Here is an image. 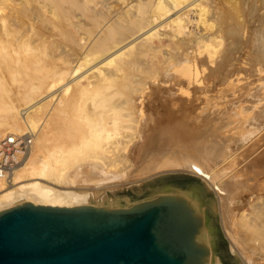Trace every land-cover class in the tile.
<instances>
[{
  "label": "bare ground",
  "instance_id": "bare-ground-1",
  "mask_svg": "<svg viewBox=\"0 0 264 264\" xmlns=\"http://www.w3.org/2000/svg\"><path fill=\"white\" fill-rule=\"evenodd\" d=\"M32 3L37 4L34 5L33 11L34 15L39 17V21L42 18L44 20L48 18L50 22L47 23L54 22L49 19L50 15L59 12L64 16L70 9L78 10L80 15L87 20V22L72 20L77 31L82 29L87 32L88 37L86 38L70 36L71 32L65 31L70 27L64 29L63 33L68 34L75 43V46L69 45L68 47L64 44L63 46L57 45V48L68 55L66 56L67 61L64 60L65 64H60L58 60L57 63L60 66L56 62L54 65L51 62L52 65L49 68L46 63V66L43 65L45 67L38 66L37 59V62L33 61L34 65L36 64L39 68L35 65L37 68L33 69L32 74L34 70L37 73L38 69L37 76L29 74L32 70L30 68L33 67H30L31 59L22 60V57L20 58L22 55L17 50H21L19 46L23 44L25 46L21 47L25 49L24 52L27 55L26 50L33 48L31 43V46L29 45V39L27 42L23 41L27 38L23 37L24 32L17 30V27L19 34L9 29L13 28V25L12 27L7 26L3 12V6L6 4L11 8H26ZM217 7L216 0H0V137L7 132H23L26 129L36 136L30 152L13 169L9 182L0 180V210L23 202L59 206L126 207L148 200L150 196L173 193L176 198L187 205L193 218L198 219L199 228L208 244V264H244L236 250L231 245L224 244L214 229L213 223L218 221V215L220 216L219 202L221 199L217 191L206 185L204 177L205 180L199 178L198 175L196 179H191L181 175L162 174L151 176L152 178L142 185L131 186L128 190L105 191L106 193L99 195L85 189L83 192H75L67 186L70 180H74L73 172L79 164L87 165L89 172L112 174L104 182L110 181L114 185L126 181L127 178L130 179L134 160L133 152L143 151L149 147L136 141L139 137L138 133L142 139L150 136L152 138L153 133L167 126L163 119L158 118L151 122L150 112L145 113L149 109L157 113L162 110L157 103L152 105L144 103L145 99L143 101L142 98L151 93L147 83L155 82L158 87H156L157 91L163 95L171 92L172 85L181 89L186 83H195L204 70L206 73V69H208L207 77L209 78L214 67L204 66L206 61L209 64L215 62L217 67L227 63L228 56L225 53L221 54L218 61L215 60L218 53L217 47L219 44L222 45L220 43L223 38L221 37L222 23H225L226 19V15L220 11L221 16ZM210 19L214 22H208ZM48 28L50 29L49 26ZM49 34L47 36H50ZM10 35L14 37L11 38ZM202 54L206 56L202 57ZM33 58L32 60L35 59ZM131 67L140 69L142 73H133L135 70L132 69V73H129L130 71L127 73L125 70ZM44 68L47 72H43ZM259 69H261L260 66ZM40 70L41 75H39ZM79 70H83L85 81L83 83L78 80L71 82L70 80H73L72 78ZM168 71H173L175 74L170 75ZM167 80L169 83L166 82ZM162 83L169 85L164 86ZM61 86L62 89L60 88L58 93L54 92L55 95L51 94L48 99H45L51 91ZM188 92L192 95L190 90ZM83 93L86 94L83 106L81 105L84 109L77 117L78 113L76 115L72 110L76 111L75 108L79 105L77 101ZM153 93L155 92L152 91ZM53 97L55 100L51 103L50 99ZM155 97L157 98V95ZM192 98L190 106L194 108L195 105L192 102L195 98ZM157 99L160 100L159 97ZM181 99L185 98H179ZM176 102L172 103L176 107V112L170 117L174 120L178 116L184 117L180 106L177 107L179 102ZM69 111L73 113V116L76 115L77 119H70ZM157 116L160 117L159 114ZM126 120H129V123H126ZM57 122L65 128L62 132L60 130L61 133L57 135V138L55 137L56 140L53 139L54 141L49 145L46 140L49 139L48 136L55 127L53 125ZM79 129H85V142L79 140ZM225 141L226 139L220 140L213 147H218L222 151ZM83 143L89 148L87 151L89 153L84 156ZM114 171L118 174L112 173ZM85 181L96 182L89 179ZM166 184L174 185L177 189H169L172 192L166 191L163 188ZM236 186V184L233 185L229 192L232 190L234 193ZM255 186L259 187V184ZM187 187L201 190L202 195L208 199L207 207L213 217L212 220L217 219L214 222L211 220L210 227L214 231L208 237L204 235L208 231L204 230L210 218L206 217L208 214L205 215L204 212L200 214L196 211L190 203L191 200L185 197L187 192L183 189ZM247 191L249 196L245 209L243 200L246 198ZM261 193L264 192L255 191L253 188L249 190L242 188L234 193L235 195L243 194L242 199L231 198V201L233 200L236 208L235 227L237 229H239L237 226L251 228L254 238L259 243L260 251L264 253V194ZM222 226L226 230L223 221Z\"/></svg>",
  "mask_w": 264,
  "mask_h": 264
},
{
  "label": "rangeland",
  "instance_id": "rangeland-1",
  "mask_svg": "<svg viewBox=\"0 0 264 264\" xmlns=\"http://www.w3.org/2000/svg\"><path fill=\"white\" fill-rule=\"evenodd\" d=\"M216 1L218 2V11L223 12V14L226 15V19L225 23H222L223 25L221 32L223 36L221 34V37L223 38L221 39L222 41L220 40V43L222 45L219 44L217 47L218 49L216 51L218 53L216 54L217 59L215 60L218 61L221 54L225 53L228 56V59L226 61L227 63H225V65L227 66L223 65L221 67H217L215 66V62L211 63V65L208 61H206V64L204 66L214 67V70L209 78L207 77L208 69H206V73L204 70V72H202L203 74L201 73L202 75L198 76L199 80L195 81V83H186L187 86L185 85V88L182 87L181 89L176 85H172L170 87V89H172L170 90L171 92H166L163 95H161L160 92L157 91L158 87L155 82L153 83L152 81L150 83H147L150 87L151 93L147 94V96L145 95L142 98L143 101L145 99L144 103L146 105L157 103L162 107V110L157 113L152 112V110L149 109L145 113L148 114L150 112L149 114L151 116L149 120L151 122H154L158 118L163 119L164 123L168 127L165 126L164 129H160L153 133L152 138L150 136L142 139L139 133V137L136 135L138 137H136L137 142H141L149 147H147V149L143 151L136 150V152H133L134 160L131 168V174L129 176L130 179L127 178L126 181L118 182L119 184L115 183L118 185L117 186L110 181L104 182V180H108L112 174L106 175L102 172H89L87 170V165L79 164L73 172L74 180H70L69 185L67 186H70V189L75 192H83L85 190H89L88 192L99 195L100 193L103 194L105 191L116 192L119 190H128V188H130L131 186L135 187L138 185H142L152 177L162 174L181 175L183 177L191 179H196L198 175V177L202 178V180L206 179V185H208L209 187L211 186V189L217 191L220 194V216L218 215V221H216L217 219L214 220L216 222L212 220L213 217L209 213V209L207 207L208 199L202 195L201 190H197L193 187H187L185 190L183 189V191L187 192L185 193V197L189 201L191 200L190 203L200 214H203V212L205 213V215L208 214L206 217L210 218V220L207 226L210 227L212 221L214 222V229L218 233V236L221 238L222 242L226 245H231L234 250H236L237 254L240 255L238 257H241L240 260H243L242 262L244 264H264V253L260 251L259 243L256 238H254L251 228L247 229L245 227L237 226L239 229L242 228L239 230L235 227L234 214L236 212V208L234 207L233 200L231 201V198L242 199V197L244 196L243 194H234L236 193V191L238 192L242 188H244V190L253 188L255 189V191L264 192V0ZM34 5L36 6L37 4L32 3L31 6L29 5L26 8H11L6 4L3 6V12L5 16L4 20H6L7 26L12 27L13 25V28L9 29H13V31L18 32V34L22 30L24 32L23 37L27 38H24L25 40L23 41L27 42V40L29 39V45L31 43L32 46H30L33 48H30L31 50L28 51L26 50V53H28L27 56L24 52L25 49L21 47L23 44H20L19 47L21 48V50H17H19L22 56L18 55V57L20 56V58L22 57V60L24 59L26 61L27 59H31L30 62L32 61L33 64L30 63V67H33L30 68V70H32L31 72L29 71V74H31L32 76H35L36 74L37 76L38 69L37 73H35L36 70H34V74H32L34 68H37L38 66L42 67L43 65H45V63L47 67L49 66L50 68L52 63L54 65V62L57 63L58 60L60 64H65V61H67L66 59L68 55H66V52H62L60 48H57V45L61 44V46H63L64 44L67 47L69 45L75 46V43L72 41V38L70 36H83L86 38L88 37V35L87 32L82 29L77 31L75 29V26L73 25V21L81 20L82 22H87V20L80 15V12L78 10L67 9L68 13L64 16L63 14L61 15L59 12H57V14L50 15L49 18L54 22L47 23L50 22L48 21V18H46L45 20L44 18H42L43 20L40 19V22L39 17L34 15ZM221 12L220 15L222 16ZM70 20H73L72 23ZM58 22H60L61 27H59L60 25H58ZM62 22H64L63 25ZM208 22H214V20L210 19ZM66 23L68 26L66 25ZM33 24L34 26H32ZM48 26L50 27V29L48 28ZM16 27L17 30H20V32L16 30ZM45 29L53 30L55 31V34L53 33V31L48 30L49 32L53 33V35L51 33L49 34V32ZM64 29H66L65 31H70L71 33H69L71 35L69 36L68 34H64ZM48 34L50 36H47ZM11 36L12 35H10V37ZM36 36L39 37L37 38ZM51 38H54V41ZM25 56H27V58ZM29 56L31 58H29ZM33 56L35 59L33 58ZM201 56L205 57L206 55L204 56L202 54ZM32 58L34 60H32ZM36 59L38 61V66L36 64L35 65L37 67H35L34 65L35 62H33L36 61ZM59 63H57V65ZM256 64H258L261 69H259V66ZM52 67L55 68L56 66ZM255 67L258 69H256ZM46 68H44L45 70H43V72H47ZM49 68L48 70H50ZM131 69L135 71L133 72ZM83 70H79L77 74L72 78L73 80L70 81L74 82L75 80H78V82L83 83L85 81L83 77L84 73L82 72ZM125 71L127 73L129 71V73H142L140 72V69L137 70L134 67H131L130 69L127 68ZM168 72L170 75L175 74L173 71ZM41 74L42 72L40 70L39 75ZM166 82L169 83L168 80ZM167 83H162V85H169ZM189 86H191V89L189 88ZM60 88L62 89V86L55 89L56 91H51L49 96L45 97V99H48L51 94L55 95L56 93H58L60 91ZM186 90H190L192 95H190V93ZM152 91L155 93L152 94ZM154 94L157 95V98L159 97L161 101H158ZM174 95L177 98L174 97ZM54 97L50 99L51 103L55 100ZM186 97L188 99L190 97L191 98L188 100ZM192 97L195 98V101L192 102L195 105L194 108H191L190 106V102L193 99ZM85 98L86 94L83 93L80 96L79 100L77 99V103L79 105H77V107L75 108L76 111L72 110L74 114L78 113V115L76 114L77 117L80 115L79 113L82 112V109H84V107L82 108V104ZM166 98H168L169 100ZM179 98L185 99L179 100ZM45 99L43 98L42 100L44 101ZM175 99H178L177 102ZM173 102H179L177 104V107L180 106L184 117L181 118V116H178L175 118V120L170 119L171 115L176 112V107L174 104H172ZM69 113L70 116L68 115V117L72 120H75L76 115L73 116V113L70 111ZM158 114L160 115V117L157 116ZM125 122L129 123V120H126ZM59 124L61 123L57 122L56 125H53V127L55 126L57 129H55V127L52 128V132L50 131L52 134L50 133L48 136L49 139L46 140L47 144L50 145L54 140H56L57 135L63 131V128H65L63 126H60ZM57 126H59L60 129ZM84 132L85 129L78 131V136L80 138H77H79L81 142L86 141V132ZM34 137L36 136H33V140ZM50 137L52 140L50 139ZM224 138L226 139V141L223 143L224 146L222 147L224 148L222 149V151H220L218 147H213L216 142L225 140ZM82 151H84L82 152L83 156L89 153H87V151H89V148L86 147L84 143L82 146ZM99 156H102V154H99ZM192 172L194 174H197L194 175L192 174ZM112 173L118 174L116 171ZM88 179L94 180L96 182L88 183L85 181ZM235 184L237 186L234 193L232 190L231 192H229L230 188ZM257 184H259V187L255 186ZM163 188H165L166 191L169 192H172V190L169 189H177L176 186L171 184H166L163 186ZM66 189L69 188L66 187ZM97 190L98 192H95ZM246 194V198L243 200V207H245V209L247 208L248 203V191L246 192ZM151 197L153 196H150V198ZM14 205L17 204H13L12 206ZM222 221L224 222L226 230L223 229ZM207 226L204 230L208 231L204 234L206 237H208L209 234L214 231L213 228H208ZM249 231L250 233H248Z\"/></svg>",
  "mask_w": 264,
  "mask_h": 264
},
{
  "label": "water",
  "instance_id": "water-1",
  "mask_svg": "<svg viewBox=\"0 0 264 264\" xmlns=\"http://www.w3.org/2000/svg\"><path fill=\"white\" fill-rule=\"evenodd\" d=\"M208 254L198 219L173 193L126 207L0 210V264H208Z\"/></svg>",
  "mask_w": 264,
  "mask_h": 264
},
{
  "label": "built area",
  "instance_id": "built-area-1",
  "mask_svg": "<svg viewBox=\"0 0 264 264\" xmlns=\"http://www.w3.org/2000/svg\"><path fill=\"white\" fill-rule=\"evenodd\" d=\"M33 132H7L0 137V180L9 182L11 173L21 159L30 152Z\"/></svg>",
  "mask_w": 264,
  "mask_h": 264
}]
</instances>
